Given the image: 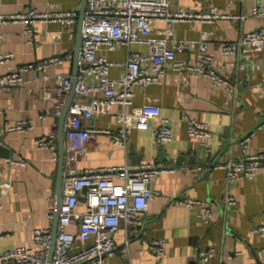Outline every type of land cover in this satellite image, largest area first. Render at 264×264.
I'll list each match as a JSON object with an SVG mask.
<instances>
[{"label":"crops","instance_id":"1","mask_svg":"<svg viewBox=\"0 0 264 264\" xmlns=\"http://www.w3.org/2000/svg\"><path fill=\"white\" fill-rule=\"evenodd\" d=\"M83 1L0 0V16L20 15L32 9L76 11L80 16ZM259 5L264 6V0H171L173 10L201 12L215 7L221 14L245 18L179 21L170 28L164 21L153 24L151 35L165 38L169 46L179 41L196 44L202 31H208L209 52L221 72L229 77L230 85H216L211 79L197 75L184 80L183 75L167 67L160 81L148 86L136 85L133 90L135 106L156 103L161 115L169 119L173 130L171 141L158 144L151 126L132 127L125 146L114 144L110 136L102 133L87 141V152L76 162L80 171L124 166L136 169L146 163L174 169L150 182L153 196L142 220L135 224L122 223L114 235L118 247L128 249L129 255L124 258L117 254L107 264H197L199 250L209 248L215 251L209 264H264V237L251 232L253 227L264 224V172L252 178L229 180L225 170L212 164L240 158V140L252 132L249 151L264 152V129L256 130L264 122V51L257 57L221 52L222 45L237 42L245 32L264 25V17L252 15L253 8ZM79 20L78 17L70 27L51 20L33 23L34 43L27 42L30 35L24 33L22 21H0V54L13 55L4 71L50 57L73 55L72 60L49 68L48 79L28 73L18 90H0V138L9 151L8 157L0 158V252L31 246L35 229H53V219L47 214L50 209L55 213L57 207L59 134L57 161L48 149L38 148L36 140L54 127L59 130L62 112L71 105V91L57 97L59 84L55 76H73L76 71ZM129 51L148 52L149 46L122 45L113 51L102 47L99 54L110 62L123 64ZM198 54L195 45L178 53L176 59L195 61ZM123 73L122 65L110 69L112 78ZM123 109L122 105L114 104L111 113L84 119L81 125L116 132L119 129L116 114ZM131 109L126 108L128 113ZM191 119L209 123L212 138L191 137L188 134ZM18 121H28L32 128L25 132L9 130ZM131 122L135 123V119L131 118ZM188 152L202 157L201 162L189 163ZM182 154L184 159L177 164L176 159ZM9 159L26 164H11ZM228 195L235 199L233 206L226 203ZM184 199L208 204L212 218L201 217L200 207H187L181 202ZM68 229L75 233L77 226ZM153 239L165 241L162 257L150 252L148 245Z\"/></svg>","mask_w":264,"mask_h":264},{"label":"built area","instance_id":"2","mask_svg":"<svg viewBox=\"0 0 264 264\" xmlns=\"http://www.w3.org/2000/svg\"><path fill=\"white\" fill-rule=\"evenodd\" d=\"M253 16L264 17V6H256ZM79 14L76 11H47L36 9L20 15L0 16V21H22L24 33L30 35L28 43H34L33 23L37 21H60L64 27L76 24ZM220 18H241L221 14L215 7L201 12L185 9L173 10L171 0H86V10L81 29V47L78 72L73 84V76L57 74L59 84L57 97L74 90V97L64 122L65 170L62 178V197L58 207V231L52 258V228H38L33 233L31 246H19L0 252V264H107V260L117 254L126 258L128 249L118 247L114 235L122 223L135 224L142 220L149 210L153 192L150 189L152 179L173 168L154 164H143L136 169L124 167H105L80 171L76 162L87 150V141L96 134L110 136L114 144L125 146L132 127L151 126L152 135L158 144L173 139V130L169 119L161 115L156 103L134 105V86L154 84L165 75L167 67L183 75H197L211 79L216 85H230L229 77L224 75L219 64L209 52V32L202 31L197 43L179 41L171 46L165 38L153 37L152 26L157 21H164L168 28L179 21L213 22ZM141 44L149 46L148 52L129 51L125 63H113L99 54L105 47L113 51L122 45ZM198 47L195 61H179L176 55L191 46ZM264 51V25L254 31L245 32L237 42L222 45L224 55L242 53L252 57L260 56ZM11 53L0 54V90L14 88L18 90L26 81L28 73L48 79L46 71L72 60V54L43 59L35 64L19 66L15 69L4 66L12 58ZM122 65L124 73L119 78L110 76L113 66ZM93 81V84H89ZM102 93V97L94 96ZM114 104L123 106V111L116 114L119 129H93L82 127L81 121L111 113ZM131 107L128 113L126 108ZM60 112V111H58ZM135 119V123L131 122ZM155 122V123H153ZM153 124V125H151ZM32 128L28 121H18L9 130L25 132ZM264 129L260 122L256 130ZM188 134L196 139L208 140L213 136L210 124L191 119ZM252 133L240 140L242 156L218 162L215 167L225 170L229 180L252 178L264 172V152L251 153L248 149ZM58 128L36 140L37 147L48 149L53 160L57 161ZM9 163L25 162L7 160ZM187 207L199 206V215L206 219L213 216L205 202L184 199ZM228 205H234L231 195L226 197ZM83 207V210H79ZM47 217L52 220L53 209ZM70 226H77V231L70 232ZM251 232L264 237V224L255 226ZM1 236V232H0ZM77 250H74L75 248ZM148 248L153 254L162 257L166 243L163 239H153ZM214 249H200L197 264H209L214 256ZM232 255L229 259H232Z\"/></svg>","mask_w":264,"mask_h":264},{"label":"water","instance_id":"3","mask_svg":"<svg viewBox=\"0 0 264 264\" xmlns=\"http://www.w3.org/2000/svg\"><path fill=\"white\" fill-rule=\"evenodd\" d=\"M86 10V0L83 1V7L81 9V13L79 16V32H78V37H77V46H76V51H75V63H76V71L73 75V84H75L76 81V74L78 70V61H79V55H80V47H81V29L83 25V19H84V14ZM74 97V90H71V97L70 100L72 101ZM68 107H66L61 115L60 119V126L58 130L59 134V144H60V171H59V176H58V185H57V191H56V200H57V207L56 211L54 213L53 217V229H52V247H51V252H50V259L52 258L53 250H54V244H55V239L57 236V231H58V207L60 204V200L62 197V178H63V173H64V166H65V136H64V122L65 118L68 112ZM188 155L190 154L189 152L187 153ZM9 156V151L8 148H6L5 142L0 138V158L3 157H8ZM184 159V155H180L176 159V163L180 164L181 160ZM202 157H194L192 155H189V163L195 164L197 162H201ZM219 161H214L213 166H215Z\"/></svg>","mask_w":264,"mask_h":264}]
</instances>
